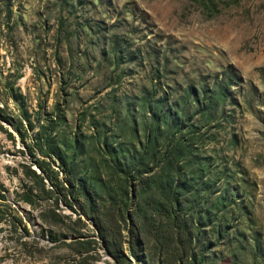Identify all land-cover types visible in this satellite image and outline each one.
Listing matches in <instances>:
<instances>
[{
  "label": "rangeland",
  "instance_id": "obj_1",
  "mask_svg": "<svg viewBox=\"0 0 264 264\" xmlns=\"http://www.w3.org/2000/svg\"><path fill=\"white\" fill-rule=\"evenodd\" d=\"M164 111L171 163L139 168ZM54 174L89 196L58 201L69 220L41 190ZM166 177L197 264H264V0H0V264H179L177 239L154 246Z\"/></svg>",
  "mask_w": 264,
  "mask_h": 264
},
{
  "label": "trees",
  "instance_id": "obj_2",
  "mask_svg": "<svg viewBox=\"0 0 264 264\" xmlns=\"http://www.w3.org/2000/svg\"><path fill=\"white\" fill-rule=\"evenodd\" d=\"M146 97H147L146 95L144 97L143 96L141 97L142 103H146V101H147ZM155 105H156V103H155ZM168 116H169V113L167 111L166 112L164 111V114L160 115L157 121L155 120L157 125L155 124V127L152 126V128L149 129L150 132L146 136L145 144L142 147L141 153L139 154L140 162H138L137 167H139V168L143 167V164H145V163L147 165V161L142 162V158L146 157V156H147L148 160L150 159L151 162L153 161L152 166L157 165V163L160 161H161V163L164 162V160H162V159L164 156L167 155L166 151H163L162 154L160 155V157H158V160H159L158 162L154 161V160H156V158L154 156L156 154L155 153L156 144H155V139H154L153 134L156 133V128L158 129V124L160 122L162 123V127L166 126V122H165L164 118H166V120H167ZM151 132H153V133L151 134ZM149 151L151 154H149ZM178 151H180L178 144H175L174 146H172V148L170 150H168V152L171 156H175L177 158L181 156V154H177ZM165 163H168V165H169L171 162L165 161L163 164V168H164ZM115 167H118V166L115 165ZM161 169H162V167H161ZM142 170H140L139 173ZM165 170H168V169L165 168ZM47 180H48V184L45 186L42 177H39V182H40L42 192L45 195H47L48 197H53L52 207L49 209V212L54 214L58 219L63 218V219L69 220V215L59 214L58 212H56V210H59V207L57 206L58 201H60L64 205L71 208V201L67 197V193L71 192L73 189L75 190L76 197H81L82 199H86V200L89 199V196L87 195L86 191L84 190V188H82V185H80V184H79V186H76V185L73 186L72 185L71 187L66 188L63 185V182L66 180L62 181V180L57 179L56 174H54L53 177L47 176ZM177 182H178V180L174 182L172 179H169L167 177L164 178V180H162L161 188H160L161 198L157 202L156 212H159V213L162 212V214L165 216V218L170 219V225L167 226L168 228L166 230V233H167L166 236L157 237V242H155L154 246L157 247L159 250H164L166 245H170V244H166L165 242L164 243H162V242L165 239L167 240L168 237H170L171 239L175 238V239H177L178 242H180V245H181L180 246L181 249L178 252L179 253L178 256H179V258L181 257V259L178 261V263L180 264V261L184 257L185 259L188 260L187 264H197V262L202 261V258H198V257L196 258L195 254H193L189 249V243H191V240H192L190 231L182 228L180 223L177 222L178 217H177L176 213L179 210V205H180L179 204V197L177 194L179 184ZM69 185L70 184H68V186ZM26 199H27L26 201L28 202L29 198H26ZM87 211L88 210H85L86 215L83 213L82 214L84 216H87V215L90 216L91 213L89 211H88L89 212L88 213ZM79 213L78 212L75 213V219L73 222L74 223H80L79 225L81 226V225H84V222L80 219ZM114 215H116V214L113 213V211L111 209H106L105 211L102 212L101 216L100 215L96 216L95 222L91 221L93 223L94 227L96 228V231H97L96 234L104 242L105 247L107 246L106 244H108L109 248H110V246L113 245V236H116L118 233V231L115 230L114 225L112 224V221H110L111 218L114 219ZM144 228H145V226H143V225L139 226V229L141 230L138 233L139 235L142 234ZM133 229H134L133 226L131 227V229H129L130 234L136 233L135 232L136 230L133 231ZM80 236H82V234L80 232L76 231L74 233V235L72 236V238H73L72 242L75 244H86V243L88 244V242H91L90 240L80 239L79 238ZM111 239H112V241H111ZM183 241H184V244H182ZM132 243H133V241H132ZM132 251H133V249H132ZM78 252H80V251H78Z\"/></svg>",
  "mask_w": 264,
  "mask_h": 264
}]
</instances>
